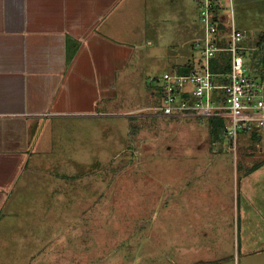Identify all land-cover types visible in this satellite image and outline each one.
Instances as JSON below:
<instances>
[{"label": "rangeland", "instance_id": "rangeland-1", "mask_svg": "<svg viewBox=\"0 0 264 264\" xmlns=\"http://www.w3.org/2000/svg\"><path fill=\"white\" fill-rule=\"evenodd\" d=\"M233 3L239 28L262 25L250 27L254 42L246 38L260 45L264 0ZM186 14L191 32L182 25ZM111 24L115 40L132 50L114 74L113 101L100 103V111L115 113L98 122H61L60 134L33 132V169L13 188L3 210L11 223L0 228V243L19 241L0 250V264L41 254V245L56 238L97 243L98 264H264V222L244 209L239 182L249 164L264 158L263 140L244 139L235 154L208 117L151 111L164 103L153 78L170 70L169 51L205 35L199 0H135L128 12L125 3L116 7ZM263 53L264 44L246 50L256 70L264 67Z\"/></svg>", "mask_w": 264, "mask_h": 264}, {"label": "crops", "instance_id": "crops-1", "mask_svg": "<svg viewBox=\"0 0 264 264\" xmlns=\"http://www.w3.org/2000/svg\"><path fill=\"white\" fill-rule=\"evenodd\" d=\"M133 1L0 0V228L11 223L10 211L3 210L13 188L26 170L31 173L33 169L34 162L30 164L32 143L36 141L33 132L35 136L44 130L48 135L60 134L61 122H98L115 113L100 111V103L113 101L114 74L127 66L132 50L128 42L115 40L111 21L116 7L119 9L125 3L128 12ZM251 10H254L252 6ZM125 17H128L127 13ZM184 17L182 25L185 31L191 32L195 25L187 14ZM253 18L255 15L251 16V21ZM257 23L258 20L250 27L261 25ZM250 27L241 29L248 30V38L254 42ZM256 30L258 33L254 34L259 37L261 30ZM201 33L203 35L206 31ZM192 41L189 42L190 48L185 46L187 42H183L180 47L169 51L168 57L173 62L171 67L187 61L192 53ZM261 42L264 40L260 39L258 44ZM261 59L258 63L264 64V53ZM257 70L256 73L264 78V67ZM42 120L46 121L45 125L40 124ZM244 139L255 142L253 138H243L242 144ZM262 140L264 143V137L260 136L256 141ZM262 160L264 158L249 164L239 182L243 180L244 209L251 207L256 218L264 222V192L260 189L264 186ZM252 200L256 202L254 205L250 204ZM78 231L80 228L71 233ZM5 240H1L0 250L7 249L8 245L15 247L11 243L18 244L19 241L12 239L5 243ZM27 243L25 240L22 244L27 246ZM29 246L32 250L33 244ZM41 246V254L28 253L23 261L16 262L99 263L97 243L82 245L75 240L65 242L64 238H56L52 244Z\"/></svg>", "mask_w": 264, "mask_h": 264}, {"label": "built area", "instance_id": "built-area-1", "mask_svg": "<svg viewBox=\"0 0 264 264\" xmlns=\"http://www.w3.org/2000/svg\"><path fill=\"white\" fill-rule=\"evenodd\" d=\"M199 3L206 33L193 39L185 63L153 78L164 103L152 107V115L221 117L224 137L237 154L243 138L264 136V78L245 56L264 43L246 41L247 31L236 25L233 0Z\"/></svg>", "mask_w": 264, "mask_h": 264}, {"label": "trees", "instance_id": "trees-1", "mask_svg": "<svg viewBox=\"0 0 264 264\" xmlns=\"http://www.w3.org/2000/svg\"><path fill=\"white\" fill-rule=\"evenodd\" d=\"M210 122L213 128L215 129H217L218 127L222 128L221 126L224 125V120L220 117H211ZM259 138L260 136H258V134H254L253 139L258 140ZM260 163H264V160H262ZM257 165H260V164H257Z\"/></svg>", "mask_w": 264, "mask_h": 264}]
</instances>
